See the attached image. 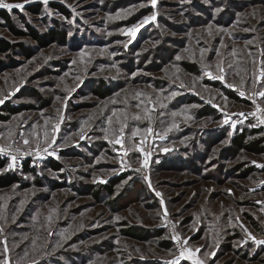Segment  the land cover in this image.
Returning a JSON list of instances; mask_svg holds the SVG:
<instances>
[{
    "label": "rangeland",
    "instance_id": "374dc122",
    "mask_svg": "<svg viewBox=\"0 0 264 264\" xmlns=\"http://www.w3.org/2000/svg\"><path fill=\"white\" fill-rule=\"evenodd\" d=\"M5 2L23 5L0 8L16 28L46 33L60 24L68 36L64 44L37 47L31 59L16 54L17 62L0 71V106H33L0 121V148L35 154L17 153L13 162L0 153L9 160L5 171L30 183L0 189V260L192 264L180 256L181 248H191L199 249L204 264H264V244L248 235L264 240V154L232 149L245 127L264 131L255 119L264 118L257 112L264 98L254 95L264 91V81L253 87L264 67V0ZM136 25L132 36L128 29ZM0 37L36 46L15 37L1 18ZM182 61L200 71H185ZM221 74L223 80L215 78ZM99 81L111 87L105 97L91 90ZM122 125V145L110 143ZM45 132L49 139L55 135L51 146ZM48 159L62 164L61 171L45 165ZM26 160L36 174L22 171ZM123 175L112 197L121 193L115 208L106 194L100 201L86 187ZM58 182L64 187L52 189ZM167 216L176 224L179 247ZM128 227L151 237L135 239L125 234Z\"/></svg>",
    "mask_w": 264,
    "mask_h": 264
},
{
    "label": "trees",
    "instance_id": "16d2710c",
    "mask_svg": "<svg viewBox=\"0 0 264 264\" xmlns=\"http://www.w3.org/2000/svg\"><path fill=\"white\" fill-rule=\"evenodd\" d=\"M30 11L32 12H38L39 8H34L30 6ZM60 12L65 16V18H72V15L70 14L69 10L64 9L63 7L58 8ZM202 10V9H201ZM149 11L146 9L144 12L147 13ZM0 18L4 20V23L9 28L10 32L15 37H28L33 39V41L36 43V46H30L26 44L23 41L15 42L3 37H0V55H6L8 57V60H4L5 58L0 57V71L7 67L8 65L15 64L17 61L14 59L16 54H20L25 58L31 59L33 55L35 54V50L37 47H48L52 43H65L67 39V31L64 30V28L61 27L60 24H57L54 26V28L49 29L46 33H41L38 30H36L32 26H28L26 31L20 30L14 26V24L11 21V17L8 14L6 10H0ZM172 49L167 50V54L171 55ZM7 61V62H6ZM9 63V64H8ZM180 66L189 73H198L200 70L197 68L196 64H193L188 61H182L180 63ZM95 85V84H94ZM111 87L106 86V83L104 81H99L96 86H93L91 89L94 95L99 97H105ZM30 93V92H29ZM28 93V94H29ZM35 93V92H31ZM230 96L233 97V99L240 101L239 98L234 96L233 93L227 92ZM33 106H27L25 104H19L14 105L9 101H6L4 105L0 106V121H8L11 119L13 115H16L23 110H27L32 108ZM212 110V109H211ZM208 111H210L208 109ZM211 112V111H210ZM232 149L234 152L239 153L241 151H245L252 154H264V131L262 128H244L242 132H239L235 135L233 142H232ZM30 161L26 160L23 163L22 171L26 174H36L35 168L31 167ZM9 165V160L7 158H4L0 155V171H3L0 174V189H7L14 185H22L24 188L30 186L29 182L23 183V180L21 176L18 175L17 171H5L7 166ZM45 165L52 168L54 171L59 172L62 169V164L59 162L54 161L53 159H48L45 162ZM125 175L121 177H115L114 179H111L110 182L107 184L102 185H92L89 184L86 186L88 189H90V193L94 195V197L100 201L105 200L106 198L103 197L105 194L107 195L108 203L113 208L116 207L118 204L119 199H121V193L116 196V199H112L117 194L116 186L120 185L121 182L125 179ZM36 183H39V180L37 178ZM64 187V184L62 183H54L52 185V189H58ZM111 197V199H110ZM105 198V199H104ZM108 204V205H109ZM125 234L135 237V239L138 240H148L150 239L151 235L148 231L140 230L133 227H128V230L125 231ZM170 244V243H169ZM167 245V244H165Z\"/></svg>",
    "mask_w": 264,
    "mask_h": 264
},
{
    "label": "snow or ice",
    "instance_id": "6c2138e0",
    "mask_svg": "<svg viewBox=\"0 0 264 264\" xmlns=\"http://www.w3.org/2000/svg\"><path fill=\"white\" fill-rule=\"evenodd\" d=\"M47 2H48V0H44V3H47ZM152 4H153V6H155V4H156V0H152ZM0 8H5V9H9V10H11L12 8H20V9H22V8H23V5H22V4H10V3H6L5 0H0ZM217 11H220V9H217ZM118 15H119V14H118ZM154 19H155V16L153 15V16H151V17H147V18H145V20H144L142 23H147L149 20H154ZM139 26H140V25L133 26L132 28L128 29V32H129L132 36H135V33H136V31H137V29H138ZM209 27H211V26H209ZM177 59H179V57H177ZM262 63H264V62H262ZM218 68H219V65H218ZM219 70H220L221 73H223V71H224L223 68H220ZM209 75H211V74L209 73ZM215 78H219V79L223 80V79H224V75L221 74L219 77H215ZM257 79H258L259 81H264V67H262V68L260 69L259 74H258V78H257L256 75L254 74V76H253V87L256 86ZM228 86H229V87H232L231 84H229ZM257 94H258L260 97L264 98V91H260V92H258V93H254V95H257ZM173 95H175V93H174ZM241 95H244V92H241ZM249 98H251V97H249ZM3 102H4V101H3L2 99H0V103H3ZM162 106H163V105H162ZM257 112L264 113V108H262L260 105H257ZM113 115H115V113H113ZM174 115H175V113H174ZM241 115H243V113H241ZM252 115H256V113H252ZM108 122H109V124L112 123V121H111L110 118H109V121H108ZM224 122H225V123H228L229 121L226 119ZM261 123H264V118H261ZM231 127H232V128H235V127H236L235 122H232ZM58 130H59V124H56V125L54 126V128H53V132H56V131H58ZM123 130H124V126L122 125L121 128H120V130H119V131H120V136H118L117 138H115L114 140L109 141V142H110V143H115V144H121V145H122ZM138 131H139V129H137V132H138ZM147 131H148L149 133H151V132H152V129H151V128H148ZM135 134H136V133H133V135H135ZM44 139H45V143H47L49 146H51L52 144L55 143V135H53V136L51 137V139H49V134H48V132H45V133H44ZM24 144H25V145L29 144V141H28L27 139H25V140H24ZM3 151H4V149H3V148H0V152H3ZM37 151H38V152L40 151V147H39V145H37ZM43 151H44V152H47L48 149H47V148H44ZM125 154H127V152H125ZM146 156H147V154H146ZM11 159H12L13 162H15L16 157H15V156H12ZM11 166H12V165H10V167H11ZM143 166H144V167H147V159H146V158H145V160H144ZM262 167H264V166H262ZM138 170H139V169H137V171H138ZM156 195H157V196H160L161 194H160L159 192H157ZM117 219H119V217H117ZM2 231H3V228L0 227V232H2ZM248 235H249V237H250V238H251L256 244H264V240H257L256 237H255V236H252L251 233H248ZM174 239H176L177 241H180L181 238H180L179 235H176V236L174 237ZM183 243H184V244H187V240H184ZM4 251H5V253L8 252V247H7V242H6V241L4 242ZM196 252H199V249H195V250H193V249H191V248H187V249H185V248H181L180 256H181V257H186L187 259L191 260V261H192V264H204V261H203V260L197 258V256H196ZM0 264H10V261H9V259L5 258L4 260H0ZM177 264H178V261H177Z\"/></svg>",
    "mask_w": 264,
    "mask_h": 264
},
{
    "label": "built area",
    "instance_id": "2783aa9c",
    "mask_svg": "<svg viewBox=\"0 0 264 264\" xmlns=\"http://www.w3.org/2000/svg\"><path fill=\"white\" fill-rule=\"evenodd\" d=\"M260 117H261V116H260ZM261 118H262V117H261ZM261 118L258 119V118L255 117L256 120H259L260 125H261L262 127H264V123H261ZM2 148L4 149V151H3V152H0V153H1V154H5V155H9L10 157H12V156H17V157H19V156L17 155V153H21L20 158H28V159H30V158H32V157L35 156L34 153L22 154V151H21L20 149L14 147V146H12V145H10V146H4V147H2ZM166 226L170 229L171 241H172L177 247H179V246H180V241H177L176 239H174V237H175L176 235H179V232H178V230H177V227H176L175 222H174L173 220H171V218H170L169 216H167Z\"/></svg>",
    "mask_w": 264,
    "mask_h": 264
}]
</instances>
